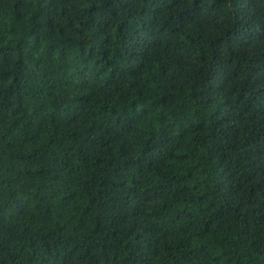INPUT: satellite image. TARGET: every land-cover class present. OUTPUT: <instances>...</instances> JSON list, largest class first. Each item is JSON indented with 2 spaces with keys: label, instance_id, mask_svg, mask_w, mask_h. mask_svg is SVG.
<instances>
[{
  "label": "trees",
  "instance_id": "1",
  "mask_svg": "<svg viewBox=\"0 0 264 264\" xmlns=\"http://www.w3.org/2000/svg\"><path fill=\"white\" fill-rule=\"evenodd\" d=\"M0 264H264V0H0Z\"/></svg>",
  "mask_w": 264,
  "mask_h": 264
}]
</instances>
